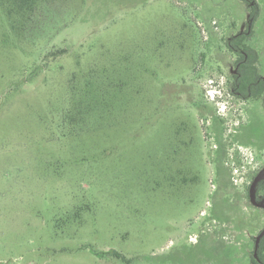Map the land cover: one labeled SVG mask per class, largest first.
I'll return each mask as SVG.
<instances>
[{
	"label": "rangeland",
	"instance_id": "374dc122",
	"mask_svg": "<svg viewBox=\"0 0 264 264\" xmlns=\"http://www.w3.org/2000/svg\"><path fill=\"white\" fill-rule=\"evenodd\" d=\"M251 2L43 0L17 32L0 3V264H210L204 233L250 264L264 93H232L226 41L264 81Z\"/></svg>",
	"mask_w": 264,
	"mask_h": 264
},
{
	"label": "trees",
	"instance_id": "16d2710c",
	"mask_svg": "<svg viewBox=\"0 0 264 264\" xmlns=\"http://www.w3.org/2000/svg\"><path fill=\"white\" fill-rule=\"evenodd\" d=\"M43 0H0V3L3 7V11L5 15L9 18L10 26L13 27L14 23L12 20L16 22V27H13L14 30L22 31L26 22L31 19L34 9L38 6V4ZM251 7L250 18L251 24L257 16V7L252 5V0H243ZM248 32V31H247ZM246 36L244 33L239 34L235 37H232L230 40L231 44H226L227 49L232 50V48H236L238 50H242V52H237V63H239L237 67V73L234 75L236 80L234 81V87L238 89L242 95L251 99H259L262 96L264 91V81L258 72V67L256 65L259 53L250 43H246ZM57 49L56 51H59ZM203 56V55H202ZM88 92V91H86ZM76 93V92H75ZM81 93V91H80ZM82 103L81 98H78L74 102V107L80 106ZM218 135L217 136V156L214 160L216 172L219 177L218 182L219 187L224 188L228 185V181L223 179L228 172L224 167L223 160V147L224 143L221 140L222 129L218 130L215 127ZM239 139L236 137V140ZM242 142V141H241ZM246 143H251L249 141H245ZM220 176L222 177L220 179ZM254 178V177H253ZM219 189V188H218ZM264 190V179L261 180L256 187V198L258 199V194ZM264 211V209H262ZM217 217V216H216ZM264 229V227H263ZM200 243L202 242V246L206 249V252L210 255L212 263L214 264H234L236 259H234L236 248L234 244H228L221 239H216V237H212L210 233H204L200 237ZM254 242L255 237L252 238V248L250 251L249 262L250 264H264V235L259 239L257 251L254 255ZM117 257L122 258V260H126L123 256L115 253ZM233 259V261H232Z\"/></svg>",
	"mask_w": 264,
	"mask_h": 264
},
{
	"label": "water",
	"instance_id": "95a60500",
	"mask_svg": "<svg viewBox=\"0 0 264 264\" xmlns=\"http://www.w3.org/2000/svg\"><path fill=\"white\" fill-rule=\"evenodd\" d=\"M264 179V169L259 171L254 178L252 179L250 186H249V198L251 203L261 209H264V200H259L256 198V187L257 184ZM264 235V229H262L261 231H259V233L257 234V236L255 237V242H254V255L257 251V247H258V242L259 239Z\"/></svg>",
	"mask_w": 264,
	"mask_h": 264
},
{
	"label": "flooded vegetation",
	"instance_id": "af4514ba",
	"mask_svg": "<svg viewBox=\"0 0 264 264\" xmlns=\"http://www.w3.org/2000/svg\"><path fill=\"white\" fill-rule=\"evenodd\" d=\"M237 36V35H236ZM235 37V36H234ZM231 44V42L230 41H226V44ZM229 50V49H228ZM230 52H232V53H234V54H236L237 55V52H242V50H238V49H236V48H232V50H229ZM238 56V55H237ZM238 65H239V63H237L236 64V68H235V71H234V73H233V75H235L236 73H237V67H238ZM236 80V78H234V81ZM232 91V93L235 95V96H237V97H240V98H243V97H245L244 95H242L241 94V92L238 90V89H236L235 87H233V89L231 90ZM263 93H264V91H263ZM263 93H262V95H263Z\"/></svg>",
	"mask_w": 264,
	"mask_h": 264
}]
</instances>
